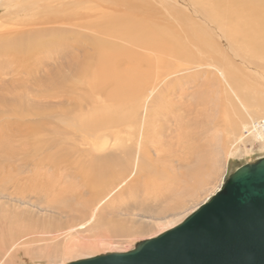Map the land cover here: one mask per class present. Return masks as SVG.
Here are the masks:
<instances>
[{
  "label": "bare ground",
  "instance_id": "6f19581e",
  "mask_svg": "<svg viewBox=\"0 0 264 264\" xmlns=\"http://www.w3.org/2000/svg\"><path fill=\"white\" fill-rule=\"evenodd\" d=\"M91 2L4 0L1 6L8 11L0 17V119L7 124L0 127V138L9 132L15 145L11 148L22 156L24 165L11 166L2 190L8 201H0V209L11 208L30 232L26 256L40 255L53 262L61 260L60 264L95 257L94 250L114 238L135 237L152 229L131 218L136 216L132 213L155 212V227L208 188L206 177L219 164V157L208 150L215 140L211 133L215 127L201 132L202 118L186 104L181 81L193 65L204 61L200 56L208 55L209 67L217 72L223 62L217 65L214 56L225 51L219 50L217 38L224 36L226 49L246 69L240 73L242 68L234 65L237 80L244 79L243 74L248 76L252 84L248 86L246 80L245 87L251 92L257 80L264 81V0H111L113 6L128 8L121 16L119 11L109 14L106 7L92 8ZM163 12L167 19L183 20L178 23L180 35L162 24ZM109 15L118 18L111 21ZM7 16L10 18L3 20ZM91 20L104 23L94 27ZM122 33L132 35L134 54L121 51L113 41L112 35ZM238 38H242V46L233 49L228 40L237 43ZM124 39L128 36L122 37L126 42ZM83 90L89 93L79 99ZM233 93L242 107H234L238 120L227 132V142H233L227 156L241 144L247 153L249 137L264 148V100L242 93L239 98L237 91ZM103 99L141 111L135 118L121 116L118 121L110 120L111 113L103 108L83 115L85 108ZM242 108L244 112L239 113ZM70 115L86 117L88 127L80 131L82 135L56 122ZM138 117H142V126L140 120L136 122ZM95 125L103 129L91 135L87 151L79 149V137L86 139L87 128ZM137 132L142 141L136 155L128 146V137ZM52 135L63 139L47 142ZM59 143L61 149H56ZM0 144L4 143L0 140ZM208 153L211 168L204 167ZM132 155L137 164L128 165L126 172H111L125 166ZM90 156L95 159L90 158L89 164H96L100 171L80 166ZM174 162L185 169L180 174L177 171L181 178L171 170ZM24 170L27 176L22 174ZM142 187L147 195L143 200L136 196ZM181 222L170 220L157 236ZM13 223L11 228L21 226ZM44 241V247L32 245ZM13 247L15 250L2 253L0 264L19 261L13 252L24 247L19 241ZM87 250L91 252L84 253Z\"/></svg>",
  "mask_w": 264,
  "mask_h": 264
},
{
  "label": "rangeland",
  "instance_id": "374dc122",
  "mask_svg": "<svg viewBox=\"0 0 264 264\" xmlns=\"http://www.w3.org/2000/svg\"><path fill=\"white\" fill-rule=\"evenodd\" d=\"M3 1L0 0V17L5 16L4 14L8 11L6 9H3L4 7H1ZM90 6L92 8H96L98 10H101L104 7H106V10L109 9V14L110 13L116 14L119 11L118 15H120V16H121L122 11L127 12V10H128V8L123 7L121 5H118V4H115L113 6L111 3V0H103V1L102 0H92V2L90 3ZM182 9L186 13L190 14L189 10H187L186 8H181V10ZM151 10L158 11L156 8H152ZM151 10H149V11H151ZM92 11H94V10H92ZM161 17H164L166 19V20L164 19V21L162 22L163 25H168L170 28H173L174 30L178 31V33L180 35L178 23H182L183 22L182 19H180L181 21L176 20V19H172V18L167 19V15L166 14L164 15V12L162 13ZM9 18L10 17L7 16L6 18H3V20H8ZM115 18H118V17L116 15H109L108 20L113 21ZM91 21H93V20H91ZM93 22H94V24H93L94 27H96L98 24L104 23L102 20H97V21H93ZM126 22H132V21H126ZM112 36H113V41L116 40V43H118V45L121 46L120 47L121 51L125 50L126 52H128V54H134L133 51H135L136 47H133L132 46L133 43L130 41V38L132 37V35H130L128 33H122L118 36H115V35H112ZM125 36H128V40L124 39L126 42H124L122 40V37H125ZM223 37L224 36L222 35V38L220 36V38L216 39V41L218 42V45H219V50L221 51V50L225 49V51L221 52L222 53L221 56L218 54H215V56H214L215 60L216 61L218 60L217 65H219L218 63L220 60L223 62L221 67H219V69H217V72H215V70L213 68L209 67V65L211 63L206 61V60H209L208 55L200 56L199 58L204 59V61H206V62L203 61L199 65H193V67H191L192 70L187 72L186 75H184L186 77H188V76H190V77H188V78L185 77L186 80L182 79V81H181V85L185 89L184 90L185 91L184 97H185L186 104L190 105L191 108L193 109V112L199 114L200 115L199 117L202 118L201 123L203 124V128L201 129V132L204 131V129L208 130V132H209V130L212 127H215L214 131L213 130L211 131L212 135H215V140L212 144H210V146L208 147V150H209V153L211 151L212 153L216 154L219 157L218 158L219 164H217L216 167L214 168V171H213L214 173H212L210 176L206 177L207 180L210 182V185L208 186V188H206V190H204V191L200 192L198 195L194 196V200L190 199L189 203L185 207V209L180 210L181 212L179 211L175 215H173L172 217L168 216V217L162 219L161 221L159 220L158 226L154 227L152 225L153 224L152 222H155V223L158 222V220H156V218H155L156 217L155 212H152L153 214H148V213H145L143 211L139 212V213H135V212L132 213L136 216L131 217V218H135L140 224L141 223L149 224L152 227V229L150 231H147L148 229H146V231H144V233L136 235L135 237L121 236L119 238L118 237L114 238V241L112 243H110V244L108 243V244H105L103 246L97 247L94 250V253H93L94 255L98 256V255L106 254V253H119V252L123 253V252L131 251L132 249H134V247L137 243L144 241V240H147V238L149 236H152V235L157 236V234H159L162 231L161 229L166 227L169 224L170 220L171 221L177 220V222H181L184 218L189 216L196 208H198L199 206H201L202 204L207 202L212 196H214L221 189V187L225 183L226 179L232 173H234L239 167L264 157V148L261 147L260 142L253 141V139L251 137L247 138V140L245 142V147H246V150L248 151L247 153L245 152V150H243L244 146L241 144L239 149H233L232 156H230V155L227 156V154L231 150V147H232L231 145L233 143V142H231V145H229L230 144V143H228L229 141L227 142V139H228L227 132H229V130H230L229 127H231V125L234 124L238 120L237 119L238 115H236V113L234 111V107H237V108L242 107L239 104V102L236 101L237 98H236V95L233 93V91H237L239 98L241 97V93H242V94H246L248 96H253V95L255 96L256 95V96H258L259 99L264 100V98H263L264 81L259 82L257 80L256 83H254L256 89L254 88L253 92H251V90H249L248 87L247 88L245 87L246 80H248V86H250V84H252V82H250V78L248 76L243 74L242 77H244V79L239 78L237 80V77L235 76V72L232 70L234 68V65L236 64V65L240 66V68H242L240 73H246V69H245V67H241L242 66L241 63L237 62L234 53L232 51H230L229 49H226L227 46L224 45V41L222 40V39H224ZM227 39H228V37H227ZM228 42L231 44L233 49H236V48H239L242 46L241 45L242 44V38H238L237 43H235V42L232 43L231 39H229ZM123 45H126V47L122 48ZM98 46L99 47L102 46L101 40L98 41ZM242 56H244V55H242ZM205 57L206 58L208 57V58L206 59ZM196 72H199V74L195 76L194 74H196ZM207 72H208V74H207ZM240 80L244 81L241 83L242 85L239 83ZM81 83L83 85H85L84 81H81ZM240 86H242L241 89H240ZM175 90L179 93V85L175 86ZM255 90L256 91L258 90V92L256 94H254ZM86 91L87 90L81 91V93L83 95L78 96V98L79 99L85 98V95L87 93H89L88 92L89 90L87 92ZM95 96H98V95L95 94ZM102 97H103V95L100 97V99ZM101 108L104 109L103 112L105 111L107 113L108 112L111 113L110 120H113V121H118L121 116L135 118L139 114L137 111H141L139 108H132V107H129L127 105L124 106L122 104H117V103L111 104L110 102L106 101V99L105 100L103 99V101H100V103H98L97 105L91 106L89 108H85L83 111V115H92V114H94V112H93L94 109H96V111H98V110H101ZM137 109H139V110H137ZM242 112H244L243 108H242V111H239V113H242ZM78 114H80V113H78ZM227 117H229V120L226 123ZM138 118L139 119H136V122L138 123L140 120V122L138 124H139V126H142V124H141V120H142L141 118L142 117L141 118L138 117ZM83 119H86V117H83ZM83 119H81V117L76 118L75 115H70L69 117H66V119L63 122H61V121H56V122L60 123L61 127H63L67 131H69L71 133H76V134L79 133L80 135H82L80 133V131L84 132L86 130L85 128L87 126ZM119 124H121V123H119ZM2 125L7 126L6 121L0 119V127ZM105 127H107V126H105ZM89 129L87 128L88 136L86 137V139H82L81 137H79L80 139L77 142V144L79 145V149H83V150L87 151L88 150L87 148H89V140H91V135L96 134V132L99 129H103V128L102 127L99 128L98 125H95L93 127H89ZM89 134H90V136H89ZM7 138L9 140V142L8 141L6 142ZM11 138L12 137L10 136L8 131L5 132L4 136H2L0 138V140L4 143V144H0V189H1L0 190L1 191L0 192V201H3V202L8 201V200H6V197L2 194L3 193L2 190H3V188H5L7 186V184H5V183H7V178L9 177V174L11 172V170H10L11 166L14 163L15 164L16 163L23 164V161L20 160L22 158V156L20 154H17L16 152H14V150L11 148V147L15 146L11 143V141H10ZM128 138H129L128 146L132 147L135 151L134 154L137 155V150L140 151V146H141V145H139V143L142 141V140H140V133L137 132L135 135L130 136ZM46 139H47V142L58 141V140H62L63 137L52 135L50 138H46ZM101 142H103L102 139L100 140V143ZM122 144L125 146L124 143H122ZM118 146H115V149ZM124 146H122V147H124ZM85 147H86V149H84ZM149 148H151V145H149ZM56 149H61L60 143L56 144ZM151 151H152V149H151ZM208 154H206V157H205V160H206L205 163L207 162V164H205L204 167H210V164H211L210 159H211L212 155L211 154L208 155ZM90 158L95 159L92 156H90L88 158L89 161L85 164L80 165V166L86 168V170L97 169L98 171H100V168L96 164H89L90 160H91ZM220 163H221V165H220ZM135 164H137V163H136V160L135 161L133 160V155H132L131 157H129V162L125 166L123 165L121 167H115L112 169L111 172H115V171L116 172H119V171L126 172L129 169L127 167L128 165L133 166ZM193 165L197 167V165L191 164V166H193ZM172 166H174L175 169H171V170H174L173 173L177 174V176H178V172L180 174L181 171H183V172L185 171V169H182L179 165H177V162L176 163L174 162L172 164ZM100 167H102V166H100ZM26 170H29V169H26ZM26 170H24L22 173V174H24V176H27ZM163 176L161 175L160 179H162ZM179 178H181V177H179ZM163 179H164V177H163ZM142 190H143V187H142L141 191L136 194V196L139 199L141 198L143 200L145 197H147V195H145L144 191H142ZM131 201H133V200H131ZM145 202H147V201H145ZM14 214H15V212L7 206L0 209V223H1V225H0V256L2 255L3 252H7V251L14 249L15 248V247H13L14 243L19 241L20 243H22V246L24 247V249L23 250L21 249V252H20V250L13 252L15 255H19V258H18L19 261L15 262L14 260H12V261H10L11 263L8 262V264H60L61 260L60 261L58 260V262L57 261L53 262L54 259H52L50 261L49 259L43 258V256H40V255L33 256V257L32 256H26V251L28 250L26 248V245L31 242V241H28L29 238L31 237V234H30V232L26 231L27 228L23 227L24 226L23 223H21L20 221H17V219L14 217ZM12 222L19 223L21 225L19 227V229L17 227L11 228L9 226V224ZM4 223H6V224H4ZM113 231H114V229H111L112 233H114ZM44 243H45V241L40 242V243H34L32 245H35L38 247L41 245L40 247H42V246L44 247V245H43ZM2 249H4V250H2ZM90 252H91V250H87L84 253L89 254ZM66 262H68V261H65V263Z\"/></svg>",
  "mask_w": 264,
  "mask_h": 264
},
{
  "label": "water",
  "instance_id": "95a60500",
  "mask_svg": "<svg viewBox=\"0 0 264 264\" xmlns=\"http://www.w3.org/2000/svg\"><path fill=\"white\" fill-rule=\"evenodd\" d=\"M69 264H264V157L239 167L176 227L131 251Z\"/></svg>",
  "mask_w": 264,
  "mask_h": 264
},
{
  "label": "snow or ice",
  "instance_id": "6c2138e0",
  "mask_svg": "<svg viewBox=\"0 0 264 264\" xmlns=\"http://www.w3.org/2000/svg\"><path fill=\"white\" fill-rule=\"evenodd\" d=\"M213 203H215V201H213ZM211 208H212V205L209 204V205H208V208H206V209H202V210H203V212H207V211H209Z\"/></svg>",
  "mask_w": 264,
  "mask_h": 264
}]
</instances>
